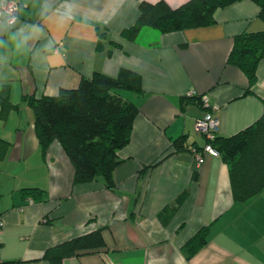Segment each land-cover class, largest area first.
Segmentation results:
<instances>
[{"label": "crops", "instance_id": "obj_1", "mask_svg": "<svg viewBox=\"0 0 264 264\" xmlns=\"http://www.w3.org/2000/svg\"><path fill=\"white\" fill-rule=\"evenodd\" d=\"M146 1L174 8L188 0ZM18 2L15 24L0 22V86H9L15 105L0 119L8 143L0 159V264H49L47 248L97 228L105 247L61 264H264V190L234 202L226 165L203 151L204 136L194 129L211 114L217 134L230 136L262 114L264 58L249 92L245 75L227 63L235 36L264 31L258 6L238 1L217 9L211 25L169 33L143 26L128 40L121 32L138 17L136 0ZM123 68L139 74L142 92H120L139 113L118 152L113 186L103 177L73 184L60 145L41 152L27 99ZM194 96L207 104L183 101ZM180 136L187 149L177 152L171 142ZM26 187L42 189V198L24 196ZM184 191V202L162 224L161 211ZM203 227L206 242L188 257L184 245Z\"/></svg>", "mask_w": 264, "mask_h": 264}, {"label": "trees", "instance_id": "obj_2", "mask_svg": "<svg viewBox=\"0 0 264 264\" xmlns=\"http://www.w3.org/2000/svg\"><path fill=\"white\" fill-rule=\"evenodd\" d=\"M136 1L138 17L133 25L121 32L128 40H133L143 26L169 33L211 25L217 9L242 0H188L174 8L164 1ZM250 1L258 6V16L264 21V0ZM263 58L264 31L243 33L233 38L227 63L245 75V92L256 84V67ZM121 91L141 93L139 74L126 68L115 76L94 72L90 77H81L75 88H60L55 95L27 99L41 152L45 153L53 142L58 143L73 167V184L103 177L105 186L112 188V171L122 162L118 152L128 144L133 120L139 113L138 106L124 98ZM190 98H183V101L187 103L196 98L197 103H201V96ZM14 106L9 98V86L1 85L0 119H5ZM205 145H210L226 165L234 202L245 203L264 190V108L255 122L236 134L221 136L215 132L212 139L204 136L203 151ZM7 146L8 143L0 138V159ZM171 147L177 152L186 150L184 137L174 139ZM21 192L31 199H41L43 195V190L38 187L22 188ZM185 197L186 191L177 196L171 207L161 211L159 220L162 224L182 205ZM207 231V227L200 228L186 242L184 247L188 257L206 242ZM104 247L102 229L97 228L50 246L44 251L43 258L49 264H61L67 257Z\"/></svg>", "mask_w": 264, "mask_h": 264}, {"label": "built area", "instance_id": "obj_3", "mask_svg": "<svg viewBox=\"0 0 264 264\" xmlns=\"http://www.w3.org/2000/svg\"><path fill=\"white\" fill-rule=\"evenodd\" d=\"M19 12V3L16 0H2L0 3V22L8 21L11 17H15L16 20L18 18ZM195 91H191L188 93V96L196 95ZM201 101L203 104H207V98L205 96H201ZM218 126V121L216 118L212 117L211 114H207L204 117L198 118L195 121L194 129L197 134H201L209 139H212L214 133L216 132L215 129ZM204 152L209 154H217V152L210 147V145H205ZM202 157H198V161L200 162ZM2 222L0 221V232H1Z\"/></svg>", "mask_w": 264, "mask_h": 264}, {"label": "clouds", "instance_id": "obj_4", "mask_svg": "<svg viewBox=\"0 0 264 264\" xmlns=\"http://www.w3.org/2000/svg\"><path fill=\"white\" fill-rule=\"evenodd\" d=\"M0 3H2V0H0ZM16 22V18L13 16L11 17V19L8 21V23L11 25V24H15Z\"/></svg>", "mask_w": 264, "mask_h": 264}, {"label": "rangeland", "instance_id": "obj_5", "mask_svg": "<svg viewBox=\"0 0 264 264\" xmlns=\"http://www.w3.org/2000/svg\"><path fill=\"white\" fill-rule=\"evenodd\" d=\"M215 131L217 132V128L215 129ZM24 166V165H23Z\"/></svg>", "mask_w": 264, "mask_h": 264}]
</instances>
